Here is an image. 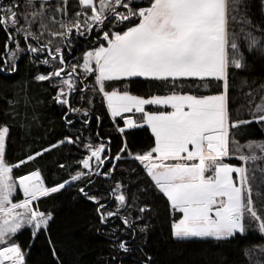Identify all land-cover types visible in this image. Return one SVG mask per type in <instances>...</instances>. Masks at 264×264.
<instances>
[{
	"label": "snow or ice",
	"instance_id": "1",
	"mask_svg": "<svg viewBox=\"0 0 264 264\" xmlns=\"http://www.w3.org/2000/svg\"><path fill=\"white\" fill-rule=\"evenodd\" d=\"M0 32L6 36L0 46V73H17L25 57L30 65L51 68L37 71L31 79L56 88L51 99L67 107L62 114L66 124L74 123L70 114H81L87 126L93 97L99 94L116 131L123 135L125 129L146 126L154 141L147 150L132 151L125 137L112 156L103 138L83 143L81 136L65 135L30 150L45 101L30 91L27 81L0 88V264H28L27 252L15 239L22 229L29 228L33 239L42 229L48 231L53 213L40 211L34 201L81 178L92 184L93 174L112 178L125 156L139 165L130 172L144 173L145 187L137 185V191L153 189L166 198L173 217L172 238L216 248L235 244L239 256L233 264H264V136L252 137L253 125L264 133V81L253 87L257 81L250 83L247 75L257 64L264 67V0H0ZM80 38L92 46L81 57L74 56L73 63L68 57ZM89 77L94 80L91 85ZM134 78L155 82L167 92L132 94ZM78 80L82 88H77ZM109 82H120L123 89ZM89 88L93 97L85 95ZM234 89L239 90L235 97ZM73 92L89 107H74ZM146 105L156 110H147ZM133 112L141 114L138 120L125 115ZM102 119L96 116L98 122ZM13 129L24 153L16 162L6 158ZM108 140L110 144L111 137ZM65 143H83L88 154L78 163L88 172L77 170L52 186L46 184L40 167L14 175V169L38 164V158ZM105 161L111 168L100 171ZM125 187L116 181L111 189L116 211L107 210L101 197L89 194L86 187L79 188L98 205L100 224L114 217L122 224L110 233L112 251L104 264H123V255L134 251L117 231L133 241L138 235L142 243L146 241L149 225H137L132 214L122 215L121 209L136 208L135 220L143 222L152 207L137 205L135 193L129 205ZM18 192L23 198L14 199ZM48 242L54 245L51 238ZM137 249L143 253L142 246ZM51 254L63 264L55 246ZM151 260L147 256L141 264Z\"/></svg>",
	"mask_w": 264,
	"mask_h": 264
},
{
	"label": "trees",
	"instance_id": "2",
	"mask_svg": "<svg viewBox=\"0 0 264 264\" xmlns=\"http://www.w3.org/2000/svg\"><path fill=\"white\" fill-rule=\"evenodd\" d=\"M71 2H74V0H70ZM254 19H258V15ZM5 39V34L0 32V46H2ZM91 46L90 42L80 38L68 59L75 63L76 60L73 57H81L82 52ZM50 70L51 68L47 66L28 64L25 57L19 61V71L17 73L11 75L0 73V88L15 87L27 81L26 86L30 91L38 94L45 101L40 110V125L32 130L29 140L30 150L35 151L47 147L49 144L63 139L65 135L81 136L83 143L89 142V138L93 143H99L100 138H103V142L111 149L112 156L122 146L125 137L132 151L147 150L154 142L146 126L125 130L123 135L116 131V126L108 115L106 107L102 104L101 96L97 94L93 97L90 88L85 90L87 97L94 98V107L89 115L90 123L84 126L81 114H70L69 118L74 123L72 125L66 124L62 114L67 111V107L58 105L51 99L55 95L56 88L51 87L47 81L36 82L31 79L37 71L46 73ZM78 71L82 72V70ZM247 75L250 78V83L253 78L256 79L257 83L253 87H258L259 83L264 81V67L257 64L255 72H249ZM93 82V78L89 77L87 83L91 85ZM109 83L119 84L120 89H123V84L120 82ZM82 87L83 83L78 80L77 88ZM109 90L111 89L109 88ZM184 90L188 91L189 89L185 88ZM129 91L132 94L147 97L153 94H166L167 89L155 82L134 78L130 82ZM238 91V89L233 90L234 97L238 94ZM244 91L247 92L248 88L245 87ZM71 100L74 107H89L86 100L81 101L78 92L71 94ZM235 107H239V104H236ZM147 109L155 110L151 107ZM97 115L103 116L102 121L98 122L96 120ZM125 115H130L138 120L141 114ZM233 115H235V108L233 109ZM117 119L119 120V118ZM119 124L123 126V121L119 120ZM97 133H99V136H97ZM12 136L14 139L8 144L6 158L10 162H16L23 157L24 153L20 151L19 133L15 129L12 131ZM261 136H264V133L258 131L256 126L253 125L252 137L259 139ZM108 137H111L110 144ZM83 143L79 146L65 143L46 153L43 159L38 158V164L29 162L14 169V175H24L35 170L36 167H40L42 176L48 186L69 179L70 174H75L77 170H83L78 163L84 155L88 154L83 147ZM233 162L236 161L233 159ZM60 164H64L66 167L60 168ZM138 167L137 162H133L125 156L124 159L117 162L112 178L93 174L91 176L92 184L87 183V178H81L79 181L71 182L58 193L34 201L33 205L38 207L40 211L52 212L53 219L49 221L48 231L45 232L42 229L35 239L31 237L29 228L22 229L15 237L27 252L28 264H57L56 258L51 254L53 246H55L63 264H104L112 251L109 239L110 233L113 228H122V224L119 217L109 218L108 223L100 224L96 212L98 205L82 195L79 188L86 187L89 194L101 197V203L106 205L107 210L116 211L117 202L111 194V189L115 187L116 181L126 186L122 191L125 192L129 205L132 204V194L135 193L138 197L137 205L148 203L152 207V211L144 214L143 222L135 220V217L139 215L136 208L127 206L121 209L122 215H127L130 212L137 225L140 223L149 225L146 241L143 243L140 235L133 241L123 231H117V235L129 240L134 249L132 253L123 255V264H141L147 256L152 258L151 264H233V261L237 260L239 252L235 244L216 248L202 242H181L172 238L170 225L173 217L171 209L166 204V198H163L162 194H155L153 189L137 191V185L141 189L145 187V176L142 170L136 173L130 172V169ZM110 168L111 164L105 161V167L100 171H107ZM137 175H139V179L136 178ZM14 199L18 198L15 197ZM97 229L100 231H97ZM49 238L54 242V245L49 244ZM138 245L142 246L143 253L137 249ZM113 264H119V262L116 261Z\"/></svg>",
	"mask_w": 264,
	"mask_h": 264
},
{
	"label": "rangeland",
	"instance_id": "3",
	"mask_svg": "<svg viewBox=\"0 0 264 264\" xmlns=\"http://www.w3.org/2000/svg\"><path fill=\"white\" fill-rule=\"evenodd\" d=\"M149 106H151V105H146L145 107H146V109L149 107ZM152 108H154L155 109V106H151ZM148 110V109H147ZM156 110V109H155ZM128 114H139V113H135V112H133V113H128ZM133 118V117H132ZM134 119V118H133ZM93 164V163H92ZM96 164V163H95ZM95 164H93V168H95L94 166H95ZM18 198V199H21V198H23V194H22V192H18V194H16V195H14V198Z\"/></svg>",
	"mask_w": 264,
	"mask_h": 264
},
{
	"label": "water",
	"instance_id": "4",
	"mask_svg": "<svg viewBox=\"0 0 264 264\" xmlns=\"http://www.w3.org/2000/svg\"><path fill=\"white\" fill-rule=\"evenodd\" d=\"M92 163H93V164H95V163H96L94 159H93ZM83 170H84V171H86V172H88V171H89L88 169H83Z\"/></svg>",
	"mask_w": 264,
	"mask_h": 264
},
{
	"label": "crops",
	"instance_id": "5",
	"mask_svg": "<svg viewBox=\"0 0 264 264\" xmlns=\"http://www.w3.org/2000/svg\"><path fill=\"white\" fill-rule=\"evenodd\" d=\"M149 107H151V106H149ZM152 108V107H151ZM156 109V108H155ZM125 130H128V129H125ZM150 131V130H149ZM151 133V132H150Z\"/></svg>",
	"mask_w": 264,
	"mask_h": 264
}]
</instances>
